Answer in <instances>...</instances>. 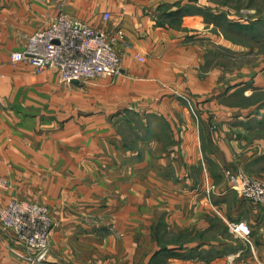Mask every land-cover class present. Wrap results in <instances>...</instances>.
Instances as JSON below:
<instances>
[{"label": "crops", "instance_id": "0c3cea01", "mask_svg": "<svg viewBox=\"0 0 264 264\" xmlns=\"http://www.w3.org/2000/svg\"><path fill=\"white\" fill-rule=\"evenodd\" d=\"M217 2L0 0V206H47L34 264H264V206L225 173L264 179V74L204 23ZM60 15L103 30L119 72L63 81L11 59ZM14 238L0 225V264H30Z\"/></svg>", "mask_w": 264, "mask_h": 264}, {"label": "built area", "instance_id": "2783aa9c", "mask_svg": "<svg viewBox=\"0 0 264 264\" xmlns=\"http://www.w3.org/2000/svg\"><path fill=\"white\" fill-rule=\"evenodd\" d=\"M102 15L108 18L110 14L105 11ZM118 34L121 36L122 32L118 31ZM136 57L139 61L144 60L140 54H136ZM11 59L26 61L37 71L51 68L63 81L110 77L117 74L120 68L119 56L103 30L63 15L32 33L25 48L12 52ZM225 173L230 178V186L244 199L264 206V179L244 172L231 175L228 169ZM4 183L5 179L0 176V184ZM213 187L212 184L206 186L209 197ZM0 225L14 231L15 244L21 256L30 264L46 258L52 228L47 206L27 200H11L0 206ZM230 227L238 235L248 238L250 228L247 223L237 221L231 223Z\"/></svg>", "mask_w": 264, "mask_h": 264}, {"label": "rangeland", "instance_id": "374dc122", "mask_svg": "<svg viewBox=\"0 0 264 264\" xmlns=\"http://www.w3.org/2000/svg\"><path fill=\"white\" fill-rule=\"evenodd\" d=\"M213 8L217 15L204 12V23L237 44L236 57L223 58V66L264 74V0H218Z\"/></svg>", "mask_w": 264, "mask_h": 264}]
</instances>
